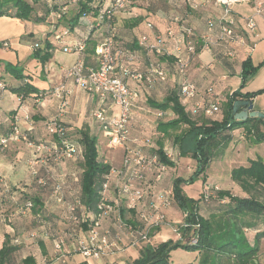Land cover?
Returning <instances> with one entry per match:
<instances>
[{
    "label": "built area",
    "instance_id": "obj_1",
    "mask_svg": "<svg viewBox=\"0 0 264 264\" xmlns=\"http://www.w3.org/2000/svg\"><path fill=\"white\" fill-rule=\"evenodd\" d=\"M171 1L174 5L182 4L191 10H197L202 5L195 0ZM250 2L251 0H213L212 3L219 8V13L205 19L207 30L205 35H199L193 26L176 13L169 15L168 19L171 24L166 26L162 32L154 31L153 25L147 22L146 27L150 33H143L136 40L138 51L144 59L142 68L133 64L134 52L119 46L115 38L118 15L134 13L135 0H110L109 4L102 5L97 12L92 11L96 15L97 25L106 27L102 39L94 48L95 64L90 65L85 63L82 57L77 58L65 68L63 78L45 91L42 98L35 102L41 105L40 100L50 95L58 101V107L61 110L68 105V98L76 87L86 95L94 96L97 99V106L91 112V117L102 127L108 129V148L123 149L120 165L110 166L99 183V200L95 205L97 212L88 211L87 215L97 213L98 218L88 221V216H86L87 233L83 238L79 236L76 245H74V250L84 258L98 259L123 251L130 246L145 244L149 242L155 229L170 225L165 210L172 205V189L170 187L165 190H155L166 170V165L160 161L157 153L146 151L143 146L133 144L130 140L133 108L140 98L141 91H151L170 81L172 77L171 81L175 83L174 90L177 92L180 103L188 108L192 116L202 114L205 117H213L219 110L221 97L215 93L212 86L201 87L190 80L187 69L198 48L199 50H210L213 43L243 41V36L237 27L233 7ZM254 9L252 15L243 17L246 32L254 31L256 16L264 14L262 3L256 2ZM215 27H217L219 34L215 40H211L210 34ZM67 33L68 31L63 32V34ZM55 38L60 40L61 35L56 34ZM7 44V41L3 42V46H7ZM84 50L85 42L83 39L76 40L63 48L64 52L73 51L78 54L83 53ZM228 55L231 53L228 52ZM169 58L172 59V72L168 68ZM156 115L160 117L162 113L158 111ZM22 119L27 125L32 123L31 115L28 112L24 113ZM19 121L20 117L16 114L11 131L8 135L0 138V154L8 148L10 142L26 139V133L20 131ZM44 129L47 134L56 139L55 145L49 146L54 160L83 158V148L69 140L65 126L58 117L48 120ZM40 146H36V150H40ZM167 157L170 156L167 155ZM106 162L105 159L104 163ZM33 173H35L34 170ZM74 175L72 173V176ZM39 182L44 184L41 179ZM112 193L115 194L114 204L108 203ZM149 195H152L153 198L148 203L147 210L143 213L139 212L132 223L122 222L119 212L121 203L131 211L137 210L138 206ZM207 196L206 194V199ZM50 197L56 203L62 202L59 185L53 187ZM31 207L32 201L25 200L23 205L18 207L17 212L23 215ZM67 209L70 218L75 222L78 221V214L84 215L87 210L79 198ZM113 213L117 214L118 230L111 234L108 228L101 227V218L108 217ZM39 235H41L40 231L39 234L37 232L31 233L32 237ZM122 237L127 239V246L119 244L122 242ZM179 238L180 234L177 239ZM13 242L18 243L19 239L16 238ZM65 247L66 240L64 238L54 239L53 253L55 259H64L66 256Z\"/></svg>",
    "mask_w": 264,
    "mask_h": 264
},
{
    "label": "trees",
    "instance_id": "obj_2",
    "mask_svg": "<svg viewBox=\"0 0 264 264\" xmlns=\"http://www.w3.org/2000/svg\"><path fill=\"white\" fill-rule=\"evenodd\" d=\"M98 2L95 3V0H0V16L16 18L31 23L47 22L61 24L66 28L63 31L68 32L77 31L82 26L85 28V31L79 39L84 40L85 48L88 46L94 56V48L106 31L104 25H97L96 15H94L102 6V3ZM73 8L75 10H72L73 12L68 16L71 12L70 10ZM133 24L137 25V22ZM115 38L119 46L128 51L135 52L133 51L135 48L132 47V41L124 42L118 36L117 25ZM52 39L58 43L62 51L66 45H70L60 42L55 36ZM53 41L49 40V37H46L43 40L31 43L33 49L31 57L42 64L46 62L51 57V50L56 45ZM1 46H3V42H0ZM1 63L3 64V69L0 71V89H5L12 94H16L19 100L18 105L23 100H29L35 104L36 100L42 98L45 91L48 90L38 89L32 83L31 75L26 73L17 63L13 64L0 60ZM255 69L256 67L252 65L250 58L247 56L241 63L240 76L242 81L244 82ZM3 74L11 76V79L15 80V85L10 86V83L6 81ZM263 91L264 89L246 93L233 91L228 93L225 98L220 96L222 100L216 113H222L220 120L205 117L202 114L192 117L188 108L180 103L175 90L170 91L161 102L152 99L146 101L150 107L158 110L171 108L176 116L175 121L159 123L156 127L159 128L176 122L184 123L187 126V135H192L191 157L195 160V169L188 179L176 177L171 185L173 193L172 203L180 210L183 218L182 223L178 225L180 238L175 240L168 239L156 245L145 244L139 249V255L133 260L132 264H173L169 260V253L172 248L177 247L195 251L197 264H221L222 262L223 264H249L251 259L258 260V243L264 237L263 201H259L253 197H236L231 195L227 190H220L217 194L219 201L223 205L217 211L210 212L209 215L204 216L199 212L200 205L198 199L186 196L182 192L180 185L183 181L187 183L194 182L202 174L205 176L204 172L209 162L212 158L219 157L232 139L230 131L242 128L244 135L253 143L264 141L263 118L255 117L245 120H235L231 114L234 100L237 98L251 99ZM186 108L187 110H185ZM15 111L8 112V116H10L8 126L1 137L8 135L11 131L14 116L16 115ZM260 125L263 126V130H261ZM78 132L80 133V140L83 145V158L78 163V167L76 168L78 174L71 184L79 187L80 202L87 209L84 215L78 214V221L76 222L86 230L87 220L89 221L90 219L92 221L93 218H98L96 216L97 213L95 215L87 214L89 210H93L94 213L97 212L95 211V205L99 200V183L104 174L109 170V167H115L116 165L108 161L104 163L105 158L98 154L95 136H91L87 131L83 130H79ZM66 133L69 135L67 129ZM28 134L26 133V135ZM143 148L146 151L150 150L146 147ZM150 151L157 153L160 161L165 165H174L167 159L162 148ZM230 175L232 180L242 185V187H254L258 185L264 188V162L261 158L250 160L247 166L233 168ZM9 190L7 187L6 191L10 192ZM17 195L18 198H14V200L20 201L19 199L23 195L20 192ZM109 197L108 203L114 204L115 194L112 193ZM27 198L32 201V207L28 212L31 211L35 215L36 220L40 222L48 221L49 224L53 225V228H56L55 217L44 213L41 200L38 197L31 198L30 196ZM224 198H228V201H224ZM119 212L122 222L127 224L133 222V219L130 218L133 212L131 209L126 208L123 203L119 206ZM116 215L113 213L108 217L101 218V224L102 221L109 223L108 228L111 234L116 233L118 230ZM86 216H88L87 220ZM257 224L260 227L255 228ZM42 228L40 232L44 237L50 238L51 236L50 239L59 237L58 234L53 233V230L49 233L50 231H46L45 226ZM67 237H65L66 240ZM77 237L78 234L75 233L73 238L76 239ZM16 250L17 247L10 244L8 238H6V241L0 247V264H7L9 257Z\"/></svg>",
    "mask_w": 264,
    "mask_h": 264
},
{
    "label": "crops",
    "instance_id": "obj_3",
    "mask_svg": "<svg viewBox=\"0 0 264 264\" xmlns=\"http://www.w3.org/2000/svg\"><path fill=\"white\" fill-rule=\"evenodd\" d=\"M103 1V0H101ZM168 1V6L171 7V10L173 14H179L182 16L187 23H189L191 26H193L196 30V32L199 35H205L207 33L206 25H205V19L208 16H215L217 13H219V8L215 7L213 5V0H195L197 2L202 3L200 8L198 10H191L187 7H184L182 4H173L171 0ZM260 2L264 6V0H251L248 4H239L234 5L233 12L237 19V27L240 29V34L243 36V41H232L228 43H213L210 50H199L197 49V53L190 63V66L187 69V75L190 80L194 81L196 84H198L201 87H207L212 86L215 93L221 96L222 98H225V96L233 91H239L240 93H246V92H254L257 91L264 86H259V88H245V90L240 89V86L244 83L242 81V78L240 76L241 72V63L242 61L248 56L250 58V61L254 67H257L256 74L260 75L262 79L258 81L259 83H264V14L260 16H256L255 22H256V28L252 32H246L244 30V20L243 17L252 15L254 12L255 3ZM107 3V0L105 2L103 1L102 5H105ZM154 3V2H153ZM132 15L130 14H121L117 17V33L118 36L125 42H133L132 47L135 49L133 51L135 58L132 61L133 64L138 67L142 68L144 64V59L141 55V53L138 51L136 40L141 35L139 34L136 37H133V39L130 41L128 36H125L123 34L124 29H127L128 27L133 30L134 22L140 23L139 19H143V17H146L147 19H151L152 22H150L153 25V30L157 32H162L166 26L171 24L170 20L168 19L169 16L165 15L166 10L162 11V8L156 7L153 12L149 11L147 8H140L137 5H134ZM264 13V12H263ZM171 14V13H170ZM47 23V22H45ZM49 25V28L46 30L45 37H39L29 26L33 25V23L28 21H21L16 18H11L7 16H0V42L6 41V39L10 41H14V45L9 46H1L0 47V60L2 61H8L13 64L17 63L20 65L23 70L31 75L32 83L38 88V89H50L54 84L59 82L63 78V74L65 71V67L69 66L71 63H73L77 58H86L84 59L85 63L87 64H95V59L93 54L91 53L88 46L85 48V51L81 54H65L63 53L61 47L58 45L57 42L53 41L52 37L56 34L61 35L60 42H63L64 44H72L74 41L80 38V36L84 33L85 28L80 27L77 31H69L67 34H63V30H66V28L61 24L56 23H47ZM134 25V26H132ZM139 25V24H138ZM146 22L144 24V32L150 33L147 27L145 26ZM143 28V27H142ZM63 31V32H62ZM143 34V33H142ZM219 32L217 27H215L210 34L211 40H215V38L218 36ZM49 37V40L53 41L56 45H54V48L51 50V57L44 62L43 64L37 61L35 58L31 57L32 54V47L31 43L34 41H40L45 38ZM21 43H23L24 47H21ZM228 52L231 53V55H228ZM171 58L168 59L169 61V71L172 72V62ZM3 69V64H0V71ZM255 71V70H254ZM5 75V79L9 85H15V80L11 79V76L7 74ZM176 78V76H174ZM172 77L170 78V81L159 85L155 89L151 91H141L140 92V106L142 109H147V111H158L155 108L150 107L147 104L148 99H152L154 101L155 98L166 97V95L174 90V85L172 81ZM264 85V84H263ZM154 98V99H153ZM41 105L37 104L35 115H36V121L34 123L33 129L29 130V134L35 137H42V136H49L47 135L43 125L48 120L52 119L53 117H58L59 120H61L64 123L65 128L67 129L68 133L71 132L73 127H78L79 120L83 119V112H85V116L91 117V112L93 109L97 106V99L93 96L86 95L82 90L79 88H74L72 95L68 98V105L64 107L63 109H59L58 107V101H56L54 98H52L50 95H47L43 99L40 100ZM139 101V100H138ZM250 101L253 104V109L258 110L264 114V91L255 95L250 99ZM160 102V101H157ZM19 100L16 94H12L8 90L0 89V137L4 135L7 126L9 117L8 112L12 110H16L15 114H17L20 117L19 124H24L25 122L22 119V116L25 112H28L32 116L31 111V104L29 100H23L18 105ZM143 103V105H141ZM18 106V108H17ZM115 111V109H113ZM187 110V108L185 109ZM110 113V111L108 110ZM78 113V114H77ZM154 113V112H153ZM193 117V116H192ZM133 118L137 119L138 121H146V118L148 119L146 114H143L142 111H135ZM214 119L220 120L222 118V113L215 114L213 117ZM92 120V119H91ZM150 121V120H149ZM148 121V122H149ZM97 124H99L96 120H94ZM156 126L159 123H163L161 121L154 122ZM24 128L25 125H23ZM155 126V127H156ZM99 128H101V125L99 124ZM157 128V127H156ZM261 130H263V126L260 125ZM240 134L235 135L234 130L230 131L231 140L229 143L237 142V144H246L247 142H250L251 140L246 136L244 137V130L242 128H238ZM78 130V129H77ZM158 131V130H157ZM134 131H131V133ZM160 132V131H159ZM141 136H143L140 133ZM96 137V136H95ZM150 138V137H149ZM134 141L133 144H137L139 146L146 147L150 150L157 149L153 147L152 145L143 143L142 140L137 139L135 136L132 138ZM105 147L107 146V140L105 141ZM252 142V141H251ZM143 143V144H142ZM253 143V142H252ZM260 143V142H259ZM256 143V144H259ZM98 146V144H97ZM99 148V147H98ZM228 148V147H227ZM226 148V149H227ZM225 149V150H226ZM148 150V151H150ZM225 150L223 153L216 158V162L213 163V160L208 164L206 172V179L210 180L212 183L220 184L224 180L227 182L234 181L231 178L230 172L233 168H237L243 165L234 166L232 168H229V173L227 176L222 173V168H219V166L225 165ZM257 152L252 154V158L250 160H254L256 158H263L260 154H256ZM29 154V153H28ZM27 154V155H28ZM102 156L106 159V156L101 153ZM26 155V156H27ZM29 156V155H28ZM214 159V158H213ZM263 160V159H262ZM117 166L116 163L110 162ZM217 164V165H216ZM212 165L211 169L209 166ZM62 168L64 166H68V173L71 172L75 175L73 176V179H76V175L78 174L74 164L71 162L67 164L60 165ZM60 166L57 168L54 166H46V171L50 170L54 174L56 170L60 168ZM5 168H8V166H4V169L0 168V172H5L3 176H1L0 173V200L1 199H12L18 198V195L14 192H8L6 191V188L9 186L7 184H10L9 182H12L13 187L18 188V185H22L21 191H25L28 189V185H30L31 177L28 175V171L25 167H11L13 168V171H10ZM219 168V170H217ZM2 170V171H1ZM214 171V172H213ZM11 173V178L13 177V180H10V177H8V174ZM43 172V169H42ZM169 179V177H167ZM166 179V180H167ZM15 180V181H14ZM61 180V178H59ZM165 179H163L162 183L164 184ZM14 181V182H13ZM169 182V180H168ZM161 183V184H162ZM169 184V183H168ZM171 187V185H170ZM169 187V188H170ZM9 188V187H8ZM47 194H41L38 196V198L41 200L43 207L45 206V202L48 200ZM177 206H174L168 210V219L173 221H179L182 219V215L179 209L176 208ZM1 221H3V216L0 212V247L6 241V238H8L9 243L12 245H15L17 247L18 251V245L24 244V246H21L20 249L27 250V255L23 256L24 259H31L34 261L35 264H48L53 260H57L54 257L53 253V241L54 239H50L47 237H44L42 234L38 236V238L32 237L30 235L29 238H25L21 241L19 237H15L11 235V237L7 236L9 234L8 231L4 230L1 227ZM102 228H108L109 223L107 221H102L101 224ZM168 226H161L160 228H157L150 236L149 244L156 245L157 240H160L159 237H163L165 235L166 228ZM110 231V229L108 228ZM82 230H80V235L78 234V237L81 236ZM86 232V230H85ZM111 232V231H110ZM51 233V232H50ZM37 237V236H36ZM71 234L68 235L66 240V256L64 259L57 260L61 263L66 264V259H71L73 264H88L89 261L87 260H93L96 262L98 259H92V258H85L84 260H81L83 257L79 252H76L74 250V245L76 244V241L78 240V237L75 239L73 238ZM18 238L19 242L14 243V239ZM75 243V244H74ZM259 249H258V257L264 256V237L259 240ZM141 246V245H140ZM140 246H130V248H126L129 256L137 257L138 256V250L140 249ZM138 248V249H137ZM29 251H34V253H29ZM125 250L115 252L118 256L120 253H124ZM115 253L111 254L110 256H105L102 258L110 259L114 258ZM118 258V257H117ZM127 259L126 257H124Z\"/></svg>",
    "mask_w": 264,
    "mask_h": 264
},
{
    "label": "rangeland",
    "instance_id": "obj_4",
    "mask_svg": "<svg viewBox=\"0 0 264 264\" xmlns=\"http://www.w3.org/2000/svg\"><path fill=\"white\" fill-rule=\"evenodd\" d=\"M103 1L105 2V0ZM103 1L95 0V3L97 2L103 3ZM109 3L110 0H107V3L105 4L107 5ZM135 5H137L140 8H147L151 12H153V10L158 6L162 8V11L166 10L165 15L167 16L172 15L173 14L172 12H174L171 10V7L168 6L169 4L167 0H135ZM72 10L74 11L75 9L74 8L71 9L70 10L71 12L68 14V16H70V14L73 12ZM182 19L184 18L182 17ZM139 21L140 23H137V25L133 27V30L131 29L132 27L131 28L128 27L123 31V34L125 36H128L130 41L133 39V37L137 38L139 34L146 33L144 32L145 22L146 23L149 21L152 22L151 19H147L146 17H143V19L142 18L139 19ZM29 27L31 28V30L35 32V34H37V36L44 38L46 30L49 28V25L45 22H42V23H33V25ZM6 41L8 42L7 46L9 47L15 44L14 41H10L8 39H6ZM23 45L24 44L21 43V47H24ZM63 53L69 55L75 53L78 54L77 52H73V51L72 52L63 51ZM256 70L257 67L255 71L252 72V74L245 79L244 83L240 86V89L245 90V88H259V86H264L263 82L261 83L258 82L260 78L262 79V77L256 74ZM261 89H264V87ZM155 100L161 102L164 100V97L159 96L158 98H155ZM140 101L141 100L139 99V101L136 102L133 108V115L135 111L136 113L137 111L140 112L142 111L143 114L147 115L148 119L146 118V121H138L137 119L133 118L132 115L129 138L130 140H132V138L135 136L137 139L142 140L143 143L145 142L146 144L152 145L155 148H162L164 150L165 155L167 153V155L170 156L167 157L166 155L167 159L170 162H172L174 165L173 166L166 165V170L163 172L162 179L155 188V190L156 189L165 190L168 189L170 185H172V182L176 177H183L185 179H188L195 169V160L191 157L192 135L189 134L187 135V126L184 123H180V122L166 124V126L156 128L155 127L156 124L154 122L161 121L163 123H168L170 121H175L176 119L175 114L173 113L171 108H167L165 110L157 109L162 113V116L158 117L156 115V112L158 111L150 112L147 111V109H142V107L136 108L137 105L140 106ZM141 105H143V103ZM31 106H32L31 107L32 123L30 125H27L26 123L20 124L19 127L22 133H29V130L33 129V127L35 126L34 125L36 121L35 111H36L37 103L31 104ZM83 115H84L83 119L79 120L78 127L76 128L73 127L71 132H69L68 135L69 140L79 144L81 148H83V145L81 144V140H80V133L78 131L79 130L87 131L89 135L96 136L97 144L99 147L98 154L101 156L102 155L101 153H103L106 156V160L108 162H114L117 165H120L123 156V149L106 148L105 141L107 140L108 129L104 126L103 127L101 126V128H99V124L94 122V119L90 118V116L86 117L85 112H83ZM23 125H25L26 128H24ZM131 131L134 132L131 133ZM140 133L143 136H141ZM234 134L239 135L240 134L239 129H235ZM244 137L246 136L244 135ZM132 142L134 141L132 140ZM55 143H56V139L51 135L47 137L45 136L35 137L34 135L31 136L30 134H28L25 140L18 139L17 141L10 142L8 148L0 154L1 169H4V166H8V168H5L6 171L7 169L13 171L12 170L13 168L11 167H15V168L25 167L26 170L28 171V175L31 177L30 185L27 186L28 189H26L25 191L20 190L22 188V185H18L17 186L18 188H15L13 187L14 184H12V182H9L10 184H7L9 185L8 187L11 193L15 191L16 194L20 192L23 195L19 199L20 201L12 200V199L10 200L8 198L6 199L3 198L2 200H0V212L3 216V221H1V227L9 232L7 236L9 235H10L9 237H11V235L15 237L17 236L22 241L25 238H29L32 232H37V234H39L40 229H43L42 227L44 226L46 231L51 232V230H53L54 231V232L52 231L53 233L58 234L59 237H62L64 239L69 234L71 235L73 234L74 236V234L77 233L80 235V230H82L81 232L82 238L87 233L85 232V229L83 227H81L79 224H77L75 221H73L70 218L67 207L79 198V194H80L79 187L77 185L71 184L73 176L71 172L68 173V166H64V168L60 166L62 164H67L71 162L72 164H74L75 168H77L78 163H80V159L61 158L59 160H54L53 154L51 153V149L49 148V146L53 144L55 145ZM36 146H40L41 149L36 150ZM227 147H226L227 149L225 148L226 149L225 157H223V159H225L224 160L225 165L221 164V166H219V168H222V173L225 174V176H227V174L229 173L228 172L229 168L238 166L240 164L243 166H247L249 164V159L252 158V154L255 152H257L256 154H260L263 157L262 159L264 162V141L260 142L259 144L252 143L250 141L247 142L246 144H239V145L237 144V142L236 143L233 142V143H228ZM216 158L217 157H215L214 159L212 158L213 163L216 162ZM54 165L57 168L60 166V168L56 170L54 174L50 172V170L46 171L45 169L46 166H54ZM211 167L212 165L209 166L210 170H212ZM219 168H217V170H219ZM33 170L35 171V173H33ZM0 173L1 176H3L5 172L4 173L0 172ZM8 177H10V180H13V177L11 178V173L8 174ZM167 177H169V179H167ZM59 178H61V180H59ZM40 179L44 181V184H40L39 182ZM163 179H165L164 184L162 183ZM55 185H59L61 187V195H62L61 203H56L50 197L52 193V189ZM180 187L182 189V192L186 196L192 197L194 199H198L200 205L199 212L204 216L209 215L210 212L217 211L221 207V205H223L221 204L222 202L219 201L217 194V192L220 190H227L231 195L236 197L237 196L253 197L259 201L264 202V188L262 186L256 185L254 187L251 186L242 187V185H239L236 182L232 183L229 181L227 182L226 180H224L220 184L212 183L210 180L206 179V174L205 176L202 174L197 179H195L194 182L187 183L186 181H183L181 182ZM41 194H47V196H49L48 200L45 202L43 211L45 214L53 215L55 217L56 228H53V225L49 224L48 221L40 222L36 220L35 215L32 214L31 211L23 215L17 212L18 207L22 206L24 201L29 199L27 197L30 196L31 198L38 197ZM206 194L208 195L207 199L205 198ZM152 198H153L152 195H149V197L146 198V200L138 206L137 210H132L133 214L132 216H130V218L134 219V217L137 216L139 212L141 213L145 212L147 210L148 203L152 200ZM224 201H228V198H224ZM172 207H173V203L167 210H165L167 219H168V210H170ZM168 220L170 225H168V227L166 228L167 232L163 237H159L160 240H157V244L164 242L168 239L175 240L180 234L178 225L182 222L183 218L180 219L179 221L178 220L173 221L170 219ZM258 227H260L259 224L255 226V228ZM35 238H38V236ZM121 240L122 242L119 243L121 246L128 245L127 239L125 237H122ZM145 244H141V246L140 245L138 246H140L139 248H141ZM21 246H24V244L18 245V251H15L9 257L7 264H26V263L35 264L33 260H29V259L25 261L23 260V256L27 255V250L20 249ZM127 248L129 249L130 247ZM29 253H34V251H29ZM116 254L117 253H115V256H113L114 258H110V259L100 258L96 262H94L93 260H87V261H89L88 264H132L133 260L138 257V256L137 257L129 256L127 249H125L123 254L120 253L118 256ZM138 255H139V250H138ZM124 257H126L127 259H125ZM84 259L85 258L83 257L81 260ZM169 260L173 264H197L196 252L191 250H185L181 247L172 248L170 250ZM257 261L259 264H264V256L258 257ZM48 264H64V263H61L60 261L57 260H53ZM66 264H73V262L71 259H66ZM221 264H223V262Z\"/></svg>",
    "mask_w": 264,
    "mask_h": 264
},
{
    "label": "water",
    "instance_id": "obj_5",
    "mask_svg": "<svg viewBox=\"0 0 264 264\" xmlns=\"http://www.w3.org/2000/svg\"><path fill=\"white\" fill-rule=\"evenodd\" d=\"M231 114L235 120H245L247 118H263L264 114L253 109L250 99L237 98L232 103ZM249 264H259L256 259H251Z\"/></svg>",
    "mask_w": 264,
    "mask_h": 264
}]
</instances>
